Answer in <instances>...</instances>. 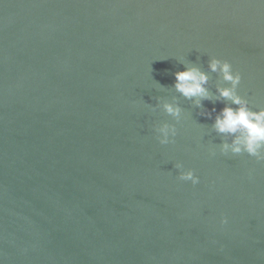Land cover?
Here are the masks:
<instances>
[{
    "label": "water",
    "instance_id": "1",
    "mask_svg": "<svg viewBox=\"0 0 264 264\" xmlns=\"http://www.w3.org/2000/svg\"><path fill=\"white\" fill-rule=\"evenodd\" d=\"M213 56L264 108V0H0V264H264V160L221 151Z\"/></svg>",
    "mask_w": 264,
    "mask_h": 264
},
{
    "label": "clouds",
    "instance_id": "2",
    "mask_svg": "<svg viewBox=\"0 0 264 264\" xmlns=\"http://www.w3.org/2000/svg\"><path fill=\"white\" fill-rule=\"evenodd\" d=\"M184 63V60L180 58ZM208 68L212 72L220 73L223 80L228 81L229 87H218L217 92L220 97H224L237 105L234 109L225 105L219 110L214 117L213 127L219 133L235 134L229 143H223L221 151L225 154L231 151L234 154L246 152L249 156L255 157L257 161L264 160V108L253 111L247 107V102L236 93V87L241 81V75L238 71H234L232 65L227 60L219 59L215 56L208 59ZM174 88L185 98H196L194 103L199 107L201 99H209L210 94L205 87L208 82V76L199 67L194 64H187L181 70L174 74ZM163 110L176 118H179L181 109L179 105L164 102ZM215 111V109H213ZM210 115L209 113H205ZM158 131L161 136L158 137L160 144H168L172 141L169 133L175 136L176 130L170 125H162ZM177 169H182L178 173V179L182 181H190L193 185L199 183V177L194 174L192 169L184 170L182 165L177 163L174 165ZM220 225L228 223V217L223 213L219 218Z\"/></svg>",
    "mask_w": 264,
    "mask_h": 264
}]
</instances>
